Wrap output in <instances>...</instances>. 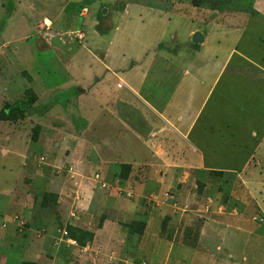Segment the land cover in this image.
<instances>
[{
    "label": "crops",
    "instance_id": "crops-1",
    "mask_svg": "<svg viewBox=\"0 0 264 264\" xmlns=\"http://www.w3.org/2000/svg\"><path fill=\"white\" fill-rule=\"evenodd\" d=\"M167 1L184 5L168 12L155 4L165 0H123L125 17L113 28L106 52L112 59L122 44L119 59L126 68L119 73L104 62L118 77L109 86L104 77L85 87L73 84L80 90L73 121H81L72 160L97 167L108 188L94 174L83 198L72 195L67 207L60 190L54 214L11 196L29 224L28 235L17 236L14 225L0 237V264H120L127 258L145 264H264V0H254V16L243 17L201 11L203 5L192 0ZM83 2L0 0V54L11 50L26 68L35 64L31 46H72L77 53L73 44L80 43L71 29L39 27L52 17L73 23L82 17ZM147 21L158 26L149 39L141 32ZM184 21L180 40L166 36ZM196 33L203 37L197 44ZM73 85L57 86L68 91ZM119 163L129 165L122 187L115 178ZM70 207L75 209L69 214ZM59 222L92 233V240L56 245ZM134 222L143 223L141 232L123 228Z\"/></svg>",
    "mask_w": 264,
    "mask_h": 264
},
{
    "label": "rangeland",
    "instance_id": "rangeland-1",
    "mask_svg": "<svg viewBox=\"0 0 264 264\" xmlns=\"http://www.w3.org/2000/svg\"><path fill=\"white\" fill-rule=\"evenodd\" d=\"M62 1L64 2V0H51V5ZM253 1L192 0L191 2L203 5L201 6L203 8H198L201 11H223L233 15L238 13L240 17H243L241 16L243 13L254 16ZM122 3L123 0H84L83 7L87 8L86 16H76L73 23H69L65 17L56 20L53 17L50 19L54 29H71L73 32L83 33L84 39L80 45L73 44L79 49L77 53L75 49H72V46L67 49L61 48L62 50L49 48L44 43L38 46V49L31 46L33 48L31 57L35 64L26 68L17 64L11 50H3V54H0V108L5 102L26 99L29 92L36 96L35 103L37 104L58 102L53 106L52 111L50 110V114L43 117L31 115L15 122L0 121V237H4L5 233L12 231L14 225H16L17 236L26 237L28 235L29 224L17 214L16 208L13 207L14 201H10L11 196L24 198L28 205L34 207L41 204L44 213L48 211L54 214L57 193L60 190L66 192L64 203L67 207L72 195L75 196L79 193L80 198H83L80 193L93 185V175L100 172L90 163L84 164L85 167H83L82 164L72 160L76 149V128L81 121L78 119L76 123L73 121V117H76L75 98L80 93V90H77L76 85L73 84L78 82L85 87L94 82L96 77H104L105 86L115 84L118 77L117 75L114 77L112 72L106 71L104 62H107L114 70H119V73H123L126 64L123 59L119 58L122 56V47L124 46L122 44L116 46V56L112 59L109 56L110 62L108 52H106L111 42L113 28L121 26L125 17L121 7ZM155 4L167 9L168 12L182 9L184 5L181 3L180 7L167 0ZM77 5L79 4H75V6ZM135 16L133 18L137 19L138 16ZM186 25L185 22L178 28L170 26L166 36L176 37V40H180ZM136 26L139 28L138 25ZM111 27L112 29H109ZM142 27L144 30L141 32L145 33V37L149 39L155 36L158 26L155 23L151 25L147 21ZM160 34L161 31L158 36H161ZM29 45H32V42H29ZM58 84L73 86L69 87L68 91H62L57 86ZM48 86L53 87L48 88ZM72 95L74 97H71ZM65 101L68 104L63 107L62 104ZM36 127L37 129H35ZM34 130H37L36 139H33ZM39 157H43L44 160L40 161ZM119 166L121 172L115 178L118 180V186L122 187L129 165L119 163ZM119 194L126 196L123 191H120ZM74 209L73 207L68 208L67 213L74 212ZM14 215L19 219V222H16ZM11 219H13V223ZM58 227L63 228L62 222H59ZM197 227L198 223L194 222L192 227L188 228L191 243L194 242L193 238L196 236ZM123 228L127 232L139 231L142 229V225L135 223L130 229L127 224H124ZM164 230L166 231L165 224ZM42 233L43 231L39 230L37 235ZM164 235L166 234L164 233ZM4 251V243L0 242V253ZM119 261L122 264L124 260ZM127 261L131 264L142 263L138 258L133 260L127 258Z\"/></svg>",
    "mask_w": 264,
    "mask_h": 264
},
{
    "label": "trees",
    "instance_id": "trees-1",
    "mask_svg": "<svg viewBox=\"0 0 264 264\" xmlns=\"http://www.w3.org/2000/svg\"><path fill=\"white\" fill-rule=\"evenodd\" d=\"M194 5L198 6L197 4H194ZM35 102H36V96L33 95L31 92L28 93V96L26 99L17 100L13 102H5L0 109V121L15 122L26 116H31V115H37V116L43 117L53 108L54 105L58 104V102L56 101V102H51L47 104L43 103V104L36 105ZM66 102L67 101H65V103H63L62 105L65 106ZM35 129H37V127ZM36 137H37V130L36 131L34 130L33 139H36ZM135 223L137 222L129 224L128 225L129 228L131 229ZM139 224H141L143 228V223L139 222ZM65 229L68 233V236L71 239L75 240L76 243H78L81 246L85 245L87 242L91 241L93 238L92 233L76 228V227H73L71 225H66ZM141 230L142 229H140L139 232H141Z\"/></svg>",
    "mask_w": 264,
    "mask_h": 264
},
{
    "label": "built area",
    "instance_id": "built-area-1",
    "mask_svg": "<svg viewBox=\"0 0 264 264\" xmlns=\"http://www.w3.org/2000/svg\"><path fill=\"white\" fill-rule=\"evenodd\" d=\"M80 12H81L82 17L86 16L87 8L82 7ZM51 27H52V21L50 19L44 18V19H42V21L40 23L39 29L48 31L51 29ZM71 36L75 39V41H77L79 43L84 39V35L80 31L71 33ZM121 86H122V83L118 84V87H121ZM39 160L43 161L44 158L39 157ZM94 180L100 183L101 188H108V186H109L108 184H106L104 181L101 180L99 174L94 175ZM125 195L128 197H131L130 192H126ZM15 220H16V222H19V219L17 217L15 218ZM61 243H64L66 245H75L76 244V241L71 239L68 236V233H67L65 227L59 230V237L55 239L56 245H59ZM122 264H131V263L128 262L127 260H124ZM141 264H145V263L142 262Z\"/></svg>",
    "mask_w": 264,
    "mask_h": 264
},
{
    "label": "water",
    "instance_id": "water-1",
    "mask_svg": "<svg viewBox=\"0 0 264 264\" xmlns=\"http://www.w3.org/2000/svg\"><path fill=\"white\" fill-rule=\"evenodd\" d=\"M202 40H203V37H202V35H201L200 33H196V34L193 36V38H192V41H193V43H195V44H197V43H199V42H202Z\"/></svg>",
    "mask_w": 264,
    "mask_h": 264
}]
</instances>
